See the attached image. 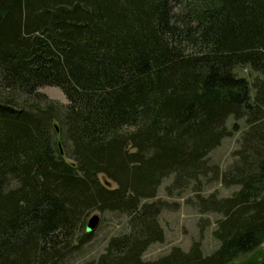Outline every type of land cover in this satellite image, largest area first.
Here are the masks:
<instances>
[{"label": "trees", "instance_id": "16d2710c", "mask_svg": "<svg viewBox=\"0 0 264 264\" xmlns=\"http://www.w3.org/2000/svg\"><path fill=\"white\" fill-rule=\"evenodd\" d=\"M237 131L228 163L211 161ZM179 198L216 215V247L201 250L199 218L186 250L143 259ZM93 212L124 215L123 228L79 264H228L256 250L264 0H0V264H65Z\"/></svg>", "mask_w": 264, "mask_h": 264}, {"label": "rangeland", "instance_id": "374dc122", "mask_svg": "<svg viewBox=\"0 0 264 264\" xmlns=\"http://www.w3.org/2000/svg\"><path fill=\"white\" fill-rule=\"evenodd\" d=\"M241 72L246 73L249 77L253 76V74H249L245 69H242ZM38 91L46 95L50 100L61 104L66 103L65 97L56 87L43 86L38 88ZM238 123L241 124L240 121ZM238 134V131L233 132L231 136L224 138L219 146L209 152V159L213 162H217L221 167L225 166L230 160L231 151L236 147ZM98 179L104 185L113 186V184L109 183L102 175H98ZM231 191L232 188L218 189V193L221 195H227ZM157 196L163 197L162 186L158 188ZM175 200L179 202V206L173 211H162L159 216L160 225L163 230L162 241L150 244L142 254L143 259H153L165 253L171 246H178L182 250H186L192 240L199 238L197 226L199 218H205L207 220V224L204 226L200 238L201 250L207 253L216 247L217 243L210 234V230L213 228L212 221L216 215H198L193 208L182 202V198ZM92 214L97 215L98 221L92 230L93 234L91 240L83 245L77 252L72 253L65 264H79L84 259L94 257L102 250L106 239L110 235L120 232L123 228L125 216L118 212H104L102 214L93 212L90 215ZM263 256L264 240L253 253L242 258L234 259L228 264H247L255 262Z\"/></svg>", "mask_w": 264, "mask_h": 264}, {"label": "water", "instance_id": "95a60500", "mask_svg": "<svg viewBox=\"0 0 264 264\" xmlns=\"http://www.w3.org/2000/svg\"><path fill=\"white\" fill-rule=\"evenodd\" d=\"M97 221H98L97 215L95 214L90 215L86 221V226H85L86 231L92 230L97 224Z\"/></svg>", "mask_w": 264, "mask_h": 264}]
</instances>
